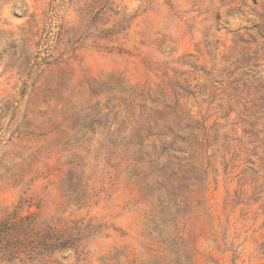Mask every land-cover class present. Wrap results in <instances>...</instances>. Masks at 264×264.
Returning a JSON list of instances; mask_svg holds the SVG:
<instances>
[{
	"label": "rangeland",
	"instance_id": "1",
	"mask_svg": "<svg viewBox=\"0 0 264 264\" xmlns=\"http://www.w3.org/2000/svg\"><path fill=\"white\" fill-rule=\"evenodd\" d=\"M16 207L106 225L104 254L179 232L181 264H264V0H0Z\"/></svg>",
	"mask_w": 264,
	"mask_h": 264
},
{
	"label": "trees",
	"instance_id": "2",
	"mask_svg": "<svg viewBox=\"0 0 264 264\" xmlns=\"http://www.w3.org/2000/svg\"><path fill=\"white\" fill-rule=\"evenodd\" d=\"M98 17L94 19L95 28L104 33ZM109 34L106 30V36ZM107 229L93 220L64 222L41 213H25L20 207L6 209L0 213V264H95V259L96 264H181L182 254L189 258L185 239L179 232L171 240L161 241L162 256L153 255L149 260L131 258L126 249L104 254L95 246L100 239L109 237Z\"/></svg>",
	"mask_w": 264,
	"mask_h": 264
}]
</instances>
